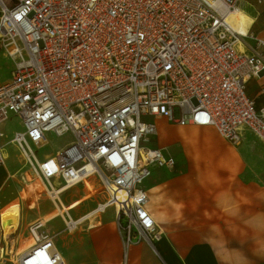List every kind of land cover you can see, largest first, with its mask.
<instances>
[{"label":"built area","instance_id":"obj_1","mask_svg":"<svg viewBox=\"0 0 264 264\" xmlns=\"http://www.w3.org/2000/svg\"><path fill=\"white\" fill-rule=\"evenodd\" d=\"M244 2L0 0V50L14 61L0 84V166L13 144L63 210L57 217L67 231L81 222L69 218L62 196L79 185V197L103 195L93 212L114 208L120 264H131L134 244L158 253L162 230L145 180L177 160L151 144L155 119L214 126L232 144L248 131L264 144V106L247 93L248 82L264 74V30L239 34L227 20ZM12 115L23 129L7 140L3 126ZM50 133L70 139L44 154ZM38 225L29 226L35 244L17 263L66 264L54 236ZM10 255L3 234L0 259Z\"/></svg>","mask_w":264,"mask_h":264},{"label":"crops","instance_id":"obj_2","mask_svg":"<svg viewBox=\"0 0 264 264\" xmlns=\"http://www.w3.org/2000/svg\"><path fill=\"white\" fill-rule=\"evenodd\" d=\"M253 3L248 0L241 7L249 11ZM10 78L11 73L0 84ZM247 93L258 107L264 106V74L248 82ZM155 120L156 136L164 133L173 141L169 125L183 127L178 142L184 145L188 166L176 173L154 167L145 180L148 207L163 234L156 244L158 253L146 242L134 244L131 264H264V144L248 131L241 143L232 144L214 126L178 125L163 117ZM153 146L166 148L172 155L168 144ZM28 173L23 171L21 154L8 152L7 164L0 166V242L3 233L7 237L21 230L29 212L25 206L34 200ZM22 180L27 187L23 188ZM33 186L42 194L41 184ZM89 212L71 216L79 218ZM56 218L55 208L26 221L27 226L41 221L46 227ZM87 225L83 228L87 244L71 245L67 254L57 247L66 264H120L122 239L115 219L114 225L110 221ZM32 245L23 248L21 243L17 253Z\"/></svg>","mask_w":264,"mask_h":264},{"label":"rangeland","instance_id":"obj_3","mask_svg":"<svg viewBox=\"0 0 264 264\" xmlns=\"http://www.w3.org/2000/svg\"><path fill=\"white\" fill-rule=\"evenodd\" d=\"M253 2V1H252ZM254 6L248 7L249 11L252 15L258 16L257 20L254 22L251 31H257V29L264 28V7L257 5L253 3ZM262 25L260 28H256L257 25ZM14 67V61L12 58L6 56L3 52L0 51V80H5L10 73L11 69ZM170 126V134H172L175 138V141H173L172 137L170 135H162L156 136L152 138L151 144L153 145H162L168 144L169 150L172 153V155L177 159L176 166L169 170L172 173H176L179 171H185V166H188V159L187 154H185L184 145H181L179 141L180 136V130L183 128L181 126L177 125H169ZM162 127V125H161ZM163 128V127H162ZM3 129L6 133V139L9 140L13 137L14 133L17 130L23 129V125L21 123V119L16 116L12 115L11 118L4 124ZM70 139V135L66 134L62 137H57L55 134L50 133L48 134V143L41 149L42 153H51L53 151H56L60 147H62L68 140ZM171 141V142H170ZM6 150L8 152H15L18 154V150L15 148L13 144H9L6 147ZM22 167L23 169H27V173L29 174L28 181L29 184V194L31 198H33V202L30 205H26L28 211L25 215L24 222L22 225L21 230H18V232L12 233L6 237L7 242L10 245V253L15 258L17 257V247L22 243V247L24 248L26 245H32L34 244V239L32 237V234L27 226L26 219H30L34 216H37L41 213H44L50 209H55L52 202H50V199L48 198V195L43 189L42 194H39L34 189V184L39 183L41 184L34 176L31 175L29 170V165L25 164V162L22 160ZM157 168H155L156 170ZM148 181L146 183L148 184ZM89 188L91 187L89 183L87 182ZM23 188L27 187V183H25L22 180ZM42 185V184H41ZM43 186V185H42ZM22 188V189H23ZM43 188V187H42ZM82 185H79L78 187H75L71 189L69 192L65 193L62 197L63 200L66 202L65 206L68 208L71 212V214L75 217L76 215L80 213H86L88 211H91L94 209V206L97 204V202L101 201V197L103 195L97 196L96 191L88 192L84 196L79 197V192H81ZM47 200V201H46ZM19 201V200H17ZM24 208V209H25ZM67 209V210H68ZM25 210H23L24 213ZM93 219V218H92ZM114 219H115V210L113 207H109L106 209L104 213H102L99 217H96L93 220H85L81 222L77 228H75L72 231H67L64 229V223L61 221L60 217L56 218L52 222H50L46 227H42L39 229L41 232L48 233L52 236H54V241L57 245V247L64 252L65 254L68 253L69 250H67L68 247H71V245H74L75 248H81V246H84L87 244L88 239L85 234L86 230L83 228L87 227L90 222V225H95V223L101 221V224L110 221L114 225ZM160 227V226H159ZM28 228V229H26ZM162 230V229H161ZM22 232L20 235L19 233ZM25 232V233H24ZM162 232V231H161ZM4 234V233H3ZM163 234V232H162ZM160 240V239H159ZM158 240V242H160ZM72 241V242H71ZM157 244V242H156ZM10 255V259H11ZM0 263L2 264H12V260L3 261L0 259ZM18 264V263H16Z\"/></svg>","mask_w":264,"mask_h":264},{"label":"bare ground","instance_id":"obj_4","mask_svg":"<svg viewBox=\"0 0 264 264\" xmlns=\"http://www.w3.org/2000/svg\"><path fill=\"white\" fill-rule=\"evenodd\" d=\"M227 20H228V22H229V24L231 25V27L234 29V30H236L239 34H246L247 32H248V30H249V28L253 25V23L255 22V18H254V16L253 15H251L250 14V12L246 9V8H243V7H239L238 9H236V10H231L229 13H228V18H227ZM237 46H238V48L241 50V51H245V46H244V44H243V42H242V40H239L238 42H237ZM29 170H30V173H31V175L32 176H34L42 185H43V187H44V189H45V191H46V193H47V195H48V198H49V193H48V190H47V187L45 186V184L42 182V180L40 179V177H39V175H38V172H37V170H36V168L34 167V166H30L29 167ZM50 199V198H49ZM65 210H66V212H67V215L69 216V218L71 219V220H73V221H75V223H79V222H83V221H85L87 218H93V219H95L96 218V213L95 212H93V209L89 212V213H87V214H85V215H83V216H81V217H79V218H73L72 216H71V214L69 213V211L67 210V208H66V206H65ZM56 212H57V214L59 213V212H62L63 213V210L60 208L59 209V206H58V208L56 209ZM66 215L64 214V217H65ZM92 219V220H93ZM66 220H68V218H66ZM69 221V220H68ZM39 223V225L38 226H41V227H43V223L41 222V221H38V222H34V223H32V224H30L29 226H34L35 224H38ZM93 223V222H92ZM92 223H91V225H92ZM29 226H28V228H29ZM94 226V225H93ZM27 228V229H28ZM37 235H39L40 236V231L39 230H36V232H35ZM33 237V236H32ZM33 239H34V244H35V238L33 237ZM33 244V245H34ZM32 245V246H33ZM31 247V246H30ZM28 249V248H27ZM26 250V249H25ZM25 250H23L22 252H24ZM11 260H12V264H16L17 263V260H16V258L14 257V256H12L11 255ZM0 264H2V263H0Z\"/></svg>","mask_w":264,"mask_h":264}]
</instances>
